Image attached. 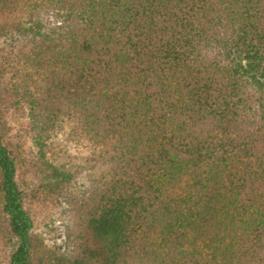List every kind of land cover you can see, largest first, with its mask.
I'll use <instances>...</instances> for the list:
<instances>
[{"label": "trees", "instance_id": "trees-1", "mask_svg": "<svg viewBox=\"0 0 264 264\" xmlns=\"http://www.w3.org/2000/svg\"><path fill=\"white\" fill-rule=\"evenodd\" d=\"M0 39L39 76L0 112L105 168L47 245L0 123V264H264V0H0ZM40 178L63 205L70 176Z\"/></svg>", "mask_w": 264, "mask_h": 264}, {"label": "rangeland", "instance_id": "rangeland-1", "mask_svg": "<svg viewBox=\"0 0 264 264\" xmlns=\"http://www.w3.org/2000/svg\"><path fill=\"white\" fill-rule=\"evenodd\" d=\"M4 40L0 39V84L18 87L26 74L28 82L37 84L38 74L27 66L29 45L24 40L17 43ZM14 100L15 94L6 98L0 112L4 141L17 160L18 182L28 192L27 206L34 220L35 233L45 244L63 250L68 222L63 215L64 207L70 200L80 198L91 180L105 168L97 149L84 144L68 123H62L37 145V132L32 129L27 113L17 111L19 105L13 104ZM48 165L70 176L64 185L63 205L56 204L53 187L40 178V170Z\"/></svg>", "mask_w": 264, "mask_h": 264}]
</instances>
